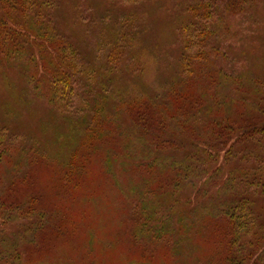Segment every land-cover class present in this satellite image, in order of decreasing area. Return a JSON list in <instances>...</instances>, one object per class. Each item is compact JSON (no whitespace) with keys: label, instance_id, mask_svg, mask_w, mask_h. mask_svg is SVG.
<instances>
[{"label":"trees","instance_id":"1","mask_svg":"<svg viewBox=\"0 0 264 264\" xmlns=\"http://www.w3.org/2000/svg\"><path fill=\"white\" fill-rule=\"evenodd\" d=\"M67 1L0 0L2 75L16 68L49 104L48 113L34 111L43 128L50 121L63 136L58 126L69 123L77 132L60 159L37 135L0 127V264H57L47 256L58 244L83 241L75 207L83 196L95 204L96 169L95 181L111 177L114 195L132 199L127 219L141 206L143 217L123 233L157 243L159 264H264V92L253 67L235 66L219 39L220 30L238 35L228 21L264 0H175L173 64L162 62L161 82L148 87L134 77L147 75L150 52L169 56L171 35L142 47L144 13L135 6L146 0H107L104 10ZM39 158L59 163L50 169L62 187L52 189L64 202L43 200L48 189L28 172ZM130 171L141 178L133 186L122 179ZM68 258L60 263L76 262ZM76 264L103 263L92 251Z\"/></svg>","mask_w":264,"mask_h":264},{"label":"rangeland","instance_id":"2","mask_svg":"<svg viewBox=\"0 0 264 264\" xmlns=\"http://www.w3.org/2000/svg\"><path fill=\"white\" fill-rule=\"evenodd\" d=\"M174 1L175 0H159L158 2V0H146L142 4L135 6L144 13V21L141 25H143L144 31L146 32L141 39L142 47H157V36L161 37V32L165 38L166 36L169 38V35H171V45L163 48L165 54H167L166 51L171 50V52L167 54L169 56L164 58V60L157 61V58L154 59L157 57V53L153 54L150 52L147 60L152 61L148 63L149 69L147 75L134 77L137 82H144V87H148L150 83L152 84L156 81L157 83L161 82V73H165V70H159L161 67H164L162 62L167 65L173 64V57H175V37L172 33L174 31L173 27L170 25L173 23L172 20L174 17ZM78 2L80 3V0H68L66 5L69 9ZM84 2H87V0H84ZM90 2L91 4L101 7L100 9H109L107 0H90ZM228 22L234 29L237 27L239 33L238 35L228 33L229 36L225 35L220 30L219 39L221 41V46L227 48L229 52H231L233 58L229 57L235 66L240 65L246 70H248L247 67H253L250 71V73L252 72L253 74L252 78L260 80V83L258 85L256 84V87L264 92V4L257 3L246 13L237 15ZM219 26L220 24L217 25V29ZM214 40H216V38H214ZM167 42V40H165V42L164 40L161 41V47ZM232 51L236 54L232 53ZM238 52L242 56L239 54L237 55ZM244 54H250L249 62L246 61L247 57L244 56ZM242 57L246 59L244 60ZM7 70L9 79L4 77L1 73L2 70H0V127L2 125H7L11 131L20 129L26 140H32V136L37 135L38 139L35 140L36 143L41 144L51 158H65L72 149L71 146L76 144L77 132L74 131V128L70 127L69 123H63L64 125H62V128L58 126L59 131H63V136L59 135L58 131L54 130V126L50 124V121H46L49 124V128H43L40 119L34 116V111L39 110L48 113L50 110L49 104L43 99H38L39 97H36V93L26 83L25 78L19 70L12 67ZM165 75L170 76L169 73ZM129 77L130 74H122V78ZM246 89L250 92L252 91V87L250 86H246ZM93 157L95 161L98 160L96 155H93ZM13 158L17 160L16 155L13 156ZM42 159L43 158H39V161L31 165L28 171L32 180L44 185L43 187L48 189L47 193L43 195L44 201L46 196L48 197L46 198L48 201L53 199L58 201L59 199L64 202L62 197H60V195L56 196L52 189L53 186L57 188V190L62 187L61 178L59 177L60 180L56 182L55 176H53L50 169L52 167H54V169L57 168L59 163H54V161H42ZM94 168L95 167H92L91 169ZM97 170L99 169H96L94 172L92 170L90 173V175H92L91 181L93 182V184L90 183V189L92 191L91 193L94 194L93 202H95V204L89 203L90 198L83 199V196V198L80 197V202L75 207L76 213L78 214L79 212L82 219L85 221L81 231L77 232L79 236L77 237L78 239L85 238L83 241H79V243L76 242L79 244L80 249L77 251L76 248H73L78 244L72 247L70 241H66L58 244V246L56 245L57 247H55L47 257H50L49 259H51V262L55 260L57 264H61L59 260L60 256L66 255L72 257L68 258L71 259L72 262L76 261L78 263L83 255L93 251L100 254L103 264H159L162 260V255H157V253L161 251V247L157 246V243L151 240H143L135 244L129 240V237L126 238L127 234L125 236L123 233L127 225H129L128 232L132 231V227L135 226V217H143L140 213L142 211L141 206L139 209H134L135 213L130 216L132 218L129 217V219H127L129 216L128 211L131 213V210L129 209L130 204L128 206L126 202L132 199L123 196L122 193L114 195V190H112V188L116 186L111 177L107 179V186L95 181V179L97 180L98 178L96 176H99L96 173ZM1 175L2 169L0 170V177ZM102 177H105V174H103ZM126 178H129L131 182L133 181L132 183L130 182V184L124 182L127 186L131 184V186H133L141 180L140 176L134 175L131 171L129 174L122 175L123 180ZM2 182L0 178V186L3 184ZM112 185L114 186L112 187ZM70 190H72L71 187ZM63 191L65 190L63 189ZM115 192L117 193L116 190ZM135 203L136 202H133V204ZM204 244L205 241L203 240L200 242L198 241L197 244L195 242L194 248L196 249V253L197 251L199 252V248L202 249ZM192 258H194V256ZM76 262L73 263L76 264Z\"/></svg>","mask_w":264,"mask_h":264}]
</instances>
